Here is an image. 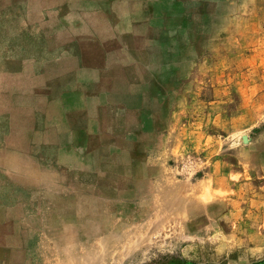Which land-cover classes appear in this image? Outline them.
Returning <instances> with one entry per match:
<instances>
[{
  "label": "rangeland",
  "instance_id": "374dc122",
  "mask_svg": "<svg viewBox=\"0 0 264 264\" xmlns=\"http://www.w3.org/2000/svg\"><path fill=\"white\" fill-rule=\"evenodd\" d=\"M0 264H264V0H0Z\"/></svg>",
  "mask_w": 264,
  "mask_h": 264
},
{
  "label": "water",
  "instance_id": "95a60500",
  "mask_svg": "<svg viewBox=\"0 0 264 264\" xmlns=\"http://www.w3.org/2000/svg\"><path fill=\"white\" fill-rule=\"evenodd\" d=\"M243 139H244V141H246V140H247V138H246V137H243Z\"/></svg>",
  "mask_w": 264,
  "mask_h": 264
}]
</instances>
